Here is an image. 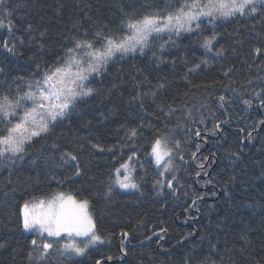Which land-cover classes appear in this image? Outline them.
<instances>
[{"label": "trees", "instance_id": "trees-1", "mask_svg": "<svg viewBox=\"0 0 264 264\" xmlns=\"http://www.w3.org/2000/svg\"><path fill=\"white\" fill-rule=\"evenodd\" d=\"M145 2L139 0V3ZM5 3L18 4L21 7L18 15H27V22L40 31H47V51L43 60L48 63L62 54L60 45L67 44L63 37L82 34L85 29L91 34L105 24L115 27L119 23L121 10L130 11L132 6L139 7L137 0H5ZM260 20L261 17L257 16L255 19L240 18L217 24L216 31L223 34L217 47L232 44L229 34L236 29L239 30L238 38L244 43L233 45L236 47L234 54L229 50L222 58L209 56L206 69L188 75L187 80L201 85L199 88H190L185 80L186 70L179 63L175 69L170 66L157 68L151 53L117 60L96 78L95 86L101 88V92L81 102L68 120L57 124L46 140L34 143L23 161L17 160L15 164L0 161V243L5 244L0 248V264H28L27 253L31 250L30 241L35 238V233L27 234L23 230L19 205L33 195L50 196L56 191H64L78 199L89 198L98 227L106 237L110 236V240L91 249L86 256L67 261L66 264H95L96 260H101L102 264H185V261L199 264L206 256L216 264H264V175H261L264 172V127L255 131L249 127L253 121L264 118V111L255 106L245 111L238 99L235 103L226 104L227 111L218 104L220 95L233 97L230 88H248V79H254L252 87H260V81L255 77L264 76V72L257 73L254 66L250 68L245 63H251L250 50L264 44V26ZM253 24L256 25L254 29L251 27ZM18 26L21 32L17 34L25 35L27 41L29 37L23 33L26 24ZM4 34L0 30V36ZM19 51L23 52L22 56H12L0 50V66L6 69L5 75L0 76V91L7 88L4 83L6 78H39L41 70L36 69L29 59L36 49ZM172 54H187L195 62L202 56L203 50L195 42V37H184ZM138 68L143 69V75L148 76L153 84L162 76L172 82L155 104L150 99L146 101L147 112L141 111L136 104L127 103L135 91L133 78H143L137 72ZM228 68L233 69L232 79L235 83L230 84L229 88L219 83L213 84V81L229 84L223 76ZM112 83L118 87L108 96L107 89ZM185 92L189 95L184 96ZM157 104L163 105L165 112L168 105L177 107L168 124L173 128L178 122L189 127H204L188 123V111H192L195 119H199L197 111L203 112L208 117V128L213 126L214 119L207 109H211L216 120H230L223 125L221 134L209 135L206 142L194 140V143L202 144L199 155L209 156L212 160L210 154H215L214 163L207 169L209 175L197 177L193 165L187 172L180 173L181 183L185 187L176 196L167 189L161 194L152 186V167L145 164V170L139 172L144 177L140 191L122 192L116 188L106 198L105 185L111 161L107 154L90 155L87 141L82 138L99 139L109 145L117 143L122 135L117 133V129L125 121L145 119V122L155 123V117L148 113L156 112L159 115ZM201 105L207 107L202 109ZM105 115L109 119L104 120ZM240 128L251 131L254 138L241 144L246 132L241 133ZM81 143L85 145V175L74 177L70 171L55 167L61 151L65 148L75 149ZM240 149L241 158L233 163L231 152ZM190 151H195V147H191ZM46 160L48 163H45ZM66 176L68 179H65ZM230 177L235 179L230 181ZM208 179H212L213 183L205 184ZM185 192H188L187 196ZM196 194L204 196L198 203V212L189 207ZM141 222L143 226H138ZM161 226L168 228L164 240L159 243L156 237L149 242L145 240L146 235H151L152 230L159 231ZM122 231L131 233L124 241L129 254L123 261L118 259ZM190 232L195 235L187 240L181 239ZM242 236H246L247 240ZM211 245L217 246L216 252H212ZM109 255L114 259L107 261Z\"/></svg>", "mask_w": 264, "mask_h": 264}, {"label": "snow or ice", "instance_id": "snow-or-ice-1", "mask_svg": "<svg viewBox=\"0 0 264 264\" xmlns=\"http://www.w3.org/2000/svg\"><path fill=\"white\" fill-rule=\"evenodd\" d=\"M20 12L21 7L18 4L0 0V30L5 33L0 36V50L12 56H22L20 49L35 48L36 51L29 59L35 64V68L41 71L39 78H6L4 83L7 88L0 91V161L8 164H15L17 160L23 161L34 143L46 140L57 124L68 120L81 102L99 94L101 88L95 86L96 78L117 60L151 53L157 68L170 66L175 69L179 63L186 70L185 80L190 88H199L201 85L193 84L191 80H187V76L202 68L206 69L209 66V56L222 58L229 50L234 54L236 47L233 45L244 43L238 38L239 30L236 29L229 34L232 44L217 47L223 39V34L216 31L218 23L240 18L255 19L260 16V23L264 26V0H146L145 3H139V7L132 6L130 11L121 10L119 23L115 27L105 24L91 34L85 29L82 34L63 37L67 44L60 45L62 54L48 63L43 60L47 51V31L35 28L31 22H27V15H18ZM20 24H26L23 33L28 35L27 41L25 35L17 34L21 32L18 26ZM251 27L254 29L256 25ZM73 28H76V25H73ZM33 33L35 35H32ZM184 37H195V42L203 50L202 56L195 62H192L187 54H172V50L179 48ZM249 55L251 63H245H248L250 68L254 66L257 73L264 72V44L254 46ZM137 72L143 78H133L135 91L127 103L136 104L141 111L147 112L146 101L150 99L151 103L155 104L157 98L172 82L162 76L153 84L148 76L143 75V69L138 68ZM232 72V68L223 72L229 84H224L223 81H213V84L219 83L229 88L230 84L235 83ZM5 73L6 69L0 66V76ZM255 80L260 81L258 89L252 87L254 79H248V88H230L234 94L232 98L220 95L219 107L225 108L226 104L235 103L238 99L245 111L254 106L264 111V76L258 75ZM117 87L116 83H112L107 89V95L110 96ZM120 95L123 96V92ZM183 95L188 96L189 93L185 92ZM200 107L203 109L207 106ZM156 108L159 115L156 112L148 113L149 116L155 117V123L145 122V119L122 123L117 129L118 134L122 133L117 143L109 145L99 139L82 138L87 141L90 155L107 154L111 161L105 185L106 198L110 197L116 188L140 191L144 177L140 176L139 172L145 170V164L152 167V186L161 194L167 189L176 196L185 187L181 183L180 173L187 172L193 165L197 177L209 175L207 169L214 163L215 154H210L212 160L209 156L199 155L202 144L194 143V140L202 139L206 142L209 135L221 134L223 125L230 120H216L211 109H207L214 119L213 126L208 128V117L203 112L197 111L199 119H195L192 111H188L187 122L204 127H189L178 122L173 128L168 124L178 110L177 107L168 105L166 112L163 105L157 104ZM103 118L107 120L109 116L105 115ZM161 120L164 121L163 124L160 123ZM249 127L253 131L264 127V118L253 121ZM239 131L246 132L241 144L254 138L252 132L245 128H240ZM193 146L195 151H190ZM84 148L83 143L72 150L65 148L60 152L59 163L55 167L70 171L74 177L85 175L87 161L83 158ZM241 154L242 149L231 152L232 162L239 160ZM261 175H264V172ZM234 179L235 177H230V181ZM212 183V179L205 181V184ZM184 195L187 196L188 192ZM203 199V195H194L189 207L198 212V203ZM91 209L89 198L78 199L64 191H56L50 196L33 195L25 199L19 205V217L23 230L35 233V238L30 241L31 250L27 253L28 264H66L67 261H74L76 257L86 256L91 248L110 240V236L106 237L101 232ZM185 211H188V208H185ZM138 226H143V222ZM167 233L168 228L161 226L159 231L152 230L151 235H146L145 240L151 241L156 237L159 243ZM120 235L121 254L118 259L123 261L129 254L124 241L131 233L122 231ZM193 235L195 233L190 232L181 239L187 240ZM241 238L247 240L246 236ZM3 247L5 244L0 243V248ZM211 250L216 252L217 246L211 245ZM113 259L111 255L106 257L107 261ZM95 264L102 262L96 260ZM185 264L189 262L185 261ZM199 264L216 262L206 256Z\"/></svg>", "mask_w": 264, "mask_h": 264}, {"label": "rangeland", "instance_id": "rangeland-1", "mask_svg": "<svg viewBox=\"0 0 264 264\" xmlns=\"http://www.w3.org/2000/svg\"><path fill=\"white\" fill-rule=\"evenodd\" d=\"M119 189V188H118ZM120 191H122V192H134V191H136V190H127V191H125V190H121V189H119ZM26 232V231H25ZM27 234H34V233H29V232H26ZM99 245H102V244H99ZM99 245H97V246H99ZM97 246H95V247H93V248H96ZM93 248H91V249H93ZM90 249V250H91ZM89 250V251H90ZM80 258H82V257H76L75 259H80Z\"/></svg>", "mask_w": 264, "mask_h": 264}, {"label": "water", "instance_id": "water-1", "mask_svg": "<svg viewBox=\"0 0 264 264\" xmlns=\"http://www.w3.org/2000/svg\"><path fill=\"white\" fill-rule=\"evenodd\" d=\"M148 242H149V241H148ZM148 242H147V243H148ZM136 245H138V244H136ZM131 246H135V244H133V245H131Z\"/></svg>", "mask_w": 264, "mask_h": 264}, {"label": "bare ground", "instance_id": "bare-ground-1", "mask_svg": "<svg viewBox=\"0 0 264 264\" xmlns=\"http://www.w3.org/2000/svg\"><path fill=\"white\" fill-rule=\"evenodd\" d=\"M133 245V244H130V246Z\"/></svg>", "mask_w": 264, "mask_h": 264}]
</instances>
